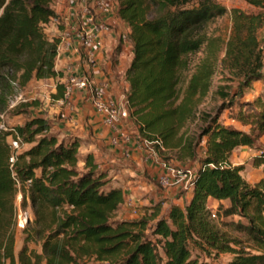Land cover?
I'll return each mask as SVG.
<instances>
[{"label": "trees", "instance_id": "obj_1", "mask_svg": "<svg viewBox=\"0 0 264 264\" xmlns=\"http://www.w3.org/2000/svg\"><path fill=\"white\" fill-rule=\"evenodd\" d=\"M52 2L0 0V71L6 69L20 85L61 75L55 69L59 37L46 31L58 18ZM224 10L216 0H118L117 16L130 27L133 48L125 71L131 120L156 150H177L182 161L198 162L186 202L170 205L150 238L147 219H115L124 203L122 188L91 152L79 155L80 138L58 135L42 116L10 129L0 126V264H211L192 249L206 256L229 253L226 264H264V176L248 181L243 164L230 160L235 148L253 147L256 135L224 123L221 109L200 108L218 61L215 40L205 28ZM230 13L232 33L223 57L243 72L248 86L261 76L256 34L264 12L233 8ZM203 44L208 52L180 90L187 56ZM53 92L54 99L62 96L63 83L56 82ZM257 104L251 122L264 136V102ZM8 137L28 147L17 151ZM258 149L250 158L255 167L264 165V148ZM17 192L28 199L32 219L15 255ZM209 198L226 201L215 212L217 219L238 217L221 221L230 231L211 215ZM29 240L40 243V253L27 248Z\"/></svg>", "mask_w": 264, "mask_h": 264}, {"label": "rangeland", "instance_id": "obj_2", "mask_svg": "<svg viewBox=\"0 0 264 264\" xmlns=\"http://www.w3.org/2000/svg\"><path fill=\"white\" fill-rule=\"evenodd\" d=\"M225 10L210 21L205 28L209 37L215 40V51L218 61L215 64L216 72L211 80V89L205 95L200 108L211 110L212 112L221 109L219 119L226 124L237 126L244 131H251L256 135L254 146L237 147L233 150L230 160L235 163H242V175L251 182L264 176V165L255 167L251 164V155L264 148V136L257 132L254 123L251 122L253 113L258 108V101L264 102V23L258 28L256 39L261 49L262 66L260 68V78L253 79L248 86L244 84L243 72L230 65V59H224L226 43L232 33L231 9L238 8L246 13L264 12V0H256L260 4H255L251 0H216ZM127 36V35H126ZM208 52V46L203 44L199 51L187 56L189 60L188 70L182 74L178 87L182 90L188 81L189 75L194 71L197 64ZM90 77V76H89ZM53 84L48 80L32 78L26 84L20 85L16 78L6 69L0 71V126L10 129L14 125L23 123L32 116H42L48 121L55 120L56 112L53 97ZM227 91L228 96L222 97L220 92ZM224 107V108H222ZM251 115V117H250ZM241 118V119H240ZM194 127V126H193ZM53 130V129H52ZM12 138L8 137V141ZM151 146L154 147L152 142ZM28 147V144H19L16 148L21 151ZM80 155V154H79ZM83 156V155H82ZM177 150L162 148L155 153V162H164L167 166L169 184L161 185L157 181V175L151 179L148 175L147 188L142 190L136 202L132 203L136 209L131 212L128 206H121L115 214V219H147L146 233L150 238L152 227L160 217H166L169 206L179 203L183 205L186 198L187 184L193 170L198 166L196 160L188 161L179 159ZM213 205L212 203H210ZM15 205V226H14V253L17 255L24 244L27 220L32 219L30 204L28 199H23L20 192L14 198ZM226 202L214 205V211H218L220 206H225ZM216 219L217 224L230 231L228 226L222 225L221 221L238 219L237 216L231 218ZM233 235H239L232 232ZM28 249L37 253L41 252V245L38 241L29 240L26 243ZM192 255H197L200 261L205 260L211 264H226L231 257L229 253L211 254L206 256L198 249H192Z\"/></svg>", "mask_w": 264, "mask_h": 264}, {"label": "crops", "instance_id": "obj_3", "mask_svg": "<svg viewBox=\"0 0 264 264\" xmlns=\"http://www.w3.org/2000/svg\"><path fill=\"white\" fill-rule=\"evenodd\" d=\"M105 1L103 10L93 3L95 21L100 30L90 44L95 54L94 63L87 64L85 46L75 37L83 23L84 3L82 0H53L51 6L58 18L46 25V31L59 37L55 69L61 75L42 80L50 79L54 91L56 82L64 84L71 76L85 74L103 84L106 93L120 107L128 108L125 71L132 60L133 48L129 37L123 39L120 35H128L130 27L117 16L118 0ZM54 105L56 119L50 121L54 131L60 136L72 135L82 140L78 153L82 156L91 152L100 167L112 176L113 183L122 188L124 203L121 206H127V201L136 202L140 192L148 187L150 179L147 175L153 179L161 170L158 162L154 161L156 149L151 146L153 141L141 137L137 124L131 119L114 127L106 125L92 107L88 95L79 91L73 93L70 109L55 102ZM189 195L188 183L187 199ZM220 202L226 201L209 198L208 206L213 207Z\"/></svg>", "mask_w": 264, "mask_h": 264}, {"label": "built area", "instance_id": "obj_4", "mask_svg": "<svg viewBox=\"0 0 264 264\" xmlns=\"http://www.w3.org/2000/svg\"><path fill=\"white\" fill-rule=\"evenodd\" d=\"M82 2L84 3L82 8L84 12V18L82 25L76 31L75 37L78 43L85 46V60L87 64H92L95 60V54L91 49L90 44L100 30L98 23L95 21V12L92 9L93 3L99 9L103 10L106 8V1L82 0ZM120 36L123 39L126 37L124 33H121ZM76 91L88 95L92 107L96 112L99 113V115H101V119L106 125L114 127L123 120L131 119L128 108L120 107L115 99L106 93L103 84L94 81V79L85 74L69 77L63 84L62 96L56 98L54 102L60 106H65L70 109L72 95ZM18 145V138L11 140V147L13 149H16ZM14 160L15 154L12 153L9 157V162L12 163ZM158 164L161 170L157 175V181L161 185L165 186L169 184L170 181V178L168 176L169 173L167 172L168 169L166 167L167 165L164 162H159ZM126 205L128 206V208H131V212L134 214L136 211L134 205L129 201L126 202ZM210 209L211 215L214 217L215 211L213 208Z\"/></svg>", "mask_w": 264, "mask_h": 264}]
</instances>
